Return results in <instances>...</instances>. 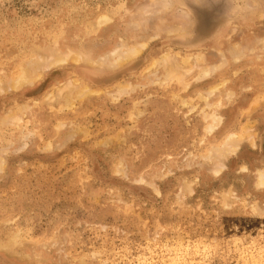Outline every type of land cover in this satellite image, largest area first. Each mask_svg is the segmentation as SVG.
Segmentation results:
<instances>
[{"label":"rangeland","instance_id":"rangeland-1","mask_svg":"<svg viewBox=\"0 0 264 264\" xmlns=\"http://www.w3.org/2000/svg\"><path fill=\"white\" fill-rule=\"evenodd\" d=\"M0 264H264V0H0Z\"/></svg>","mask_w":264,"mask_h":264},{"label":"bare ground","instance_id":"bare-ground-1","mask_svg":"<svg viewBox=\"0 0 264 264\" xmlns=\"http://www.w3.org/2000/svg\"><path fill=\"white\" fill-rule=\"evenodd\" d=\"M143 42V41H142ZM135 45H136V43H134ZM133 45V44H132ZM140 47V46H139ZM138 47V48H139ZM142 47V46H141ZM135 48V47H134ZM134 48H132V49H130L129 51H127V52H129L125 57H128V55L130 54H134V53H136V50L134 49ZM127 49V48H126ZM141 48H139V50H140ZM141 51V50H140ZM139 52V51H138ZM137 52V53H138ZM116 56V55H115ZM133 57V56H132ZM113 59V58H112ZM111 61V60H110ZM27 68V67H26ZM208 73V72H207ZM204 74H206V73H204ZM175 75V74H174ZM165 82V81H164ZM76 91V90H75ZM87 91H88V89H87ZM71 92V91H70ZM129 93V92H128ZM78 95V94H77ZM68 97V96H67ZM82 97V96H81ZM248 108V107H247Z\"/></svg>","mask_w":264,"mask_h":264}]
</instances>
